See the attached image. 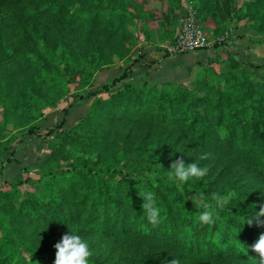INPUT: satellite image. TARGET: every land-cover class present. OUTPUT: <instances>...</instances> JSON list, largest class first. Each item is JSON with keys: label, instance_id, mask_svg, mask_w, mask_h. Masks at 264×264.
Returning <instances> with one entry per match:
<instances>
[{"label": "trees", "instance_id": "16d2710c", "mask_svg": "<svg viewBox=\"0 0 264 264\" xmlns=\"http://www.w3.org/2000/svg\"><path fill=\"white\" fill-rule=\"evenodd\" d=\"M175 1L160 20L165 33L179 23ZM196 1L199 17L247 19L264 43V0H246L240 8L235 0ZM148 18L154 16L138 0H0V177L12 160L5 155L14 156L27 138L47 143L57 136L33 195L21 190L22 180L0 190L12 202L0 210V264H54L55 248H31L23 221L70 227L87 240L97 237L95 245L109 239L152 244L167 252L165 261L258 264L250 246L264 227L246 221L264 203V82L258 80L264 64L238 59L223 40L213 44L227 51L223 68H210L214 60L208 59L189 84L152 86L146 79L157 62L147 59L148 46L139 47L134 33ZM79 27L106 37L77 53L73 32ZM51 30L58 38L52 43ZM140 30L149 36L144 26ZM118 62H124L121 74L94 90L96 74ZM22 71L33 78L17 90L12 76ZM76 75L82 90L76 102L88 105L86 115L74 118L72 104L61 120L41 126L47 120L42 109L64 101ZM22 119L30 125L4 139L7 123ZM172 148L178 153L169 156ZM181 156L207 167V175L180 186L170 181L168 169ZM138 184L156 194L155 225L143 212ZM200 193L212 204L213 193L229 197L212 224L198 219L203 209L192 199ZM90 264L110 263L93 253Z\"/></svg>", "mask_w": 264, "mask_h": 264}, {"label": "rangeland", "instance_id": "374dc122", "mask_svg": "<svg viewBox=\"0 0 264 264\" xmlns=\"http://www.w3.org/2000/svg\"><path fill=\"white\" fill-rule=\"evenodd\" d=\"M138 1L144 5L145 12L152 13L154 16L153 19L148 18V20L146 19L145 21L139 22L138 30L136 29V31H134V33L138 37V41H137L138 46L141 47V46L147 45V46H152L155 50L157 49L161 50L160 52H162L161 54H163L162 56L163 60L166 58L165 56L166 53H168L166 49L167 46L175 40L178 34V30H179L184 14L188 10L192 9L194 10L196 17L202 24L204 30L208 34L209 40L212 45L215 42L228 40V45L231 46L232 48V54L235 55L238 59L242 61L254 62L257 64H264V43L260 41L261 37L255 34V32L251 29V23L247 19L242 20L240 22H235L233 21V18L227 19L218 13H217L218 16H213L210 13H204L199 17L198 16L199 12L196 9L197 7L196 0H180L176 8L177 9L176 12L180 18L179 23L177 24L176 27H173L171 25L164 27V30H167L168 32V35L166 36L165 34H167V32L165 33L163 32V30L161 31L160 20L162 19L164 15H166L169 5H170V1L175 2V3L176 1L175 0H138ZM235 1L237 3L238 8H240L246 0H235ZM176 5L177 3L175 4V6ZM142 26H144V28L148 31L149 36L141 32L140 28ZM240 26H242L245 30L250 29L252 32H254L256 36L255 39L250 42L255 45L250 51L248 48L249 44L243 43V38L244 39L247 38L245 34H240L237 37L233 36V32L240 31L239 30ZM7 35L12 36V32H7ZM46 35L48 39L51 41V43L52 41L54 42V40L55 41L58 40V38L56 39V35L52 32V30L50 32H46ZM73 36L76 41L74 44L75 45L74 48H76V52L84 53L85 50L91 44L102 42V40L105 39L106 34L103 33V31L92 32L87 28L79 27L78 32H73ZM241 36H243V38H241ZM169 56H171V54H169ZM172 56H175V55H172ZM214 56L216 55L214 54ZM226 58H227V53L221 54L217 56L216 58L215 57L209 58L211 60H214V62L208 66L214 70H219L224 67V64L222 63V61L225 60ZM204 62H205V65H200L198 62V67H199L198 72L193 76L192 79L184 80L180 82H169V83H172V84L191 83L196 78V75L199 72L203 71L204 68L207 66L206 62L208 63V59L205 60ZM123 65H124V62H118L108 68L103 69L99 73H97L93 81L94 90L99 88L103 84L112 81L117 76H119L122 72ZM32 78H33V75L31 72H28V71H22L19 73L16 72L12 76L13 85L17 90L19 89L23 90L27 85L31 83ZM258 80L264 82V74L261 71H259ZM79 83H80L79 75L74 76L70 84V93L68 94L67 98L55 107H47V108L42 109V115L47 120L45 123H42L41 126L43 127L50 126L48 125L49 120L51 119L50 114L54 112L55 110L60 111V110L67 109L72 104H74V106H77L79 104L80 106H85V104L82 105L83 103L76 102L77 95H79L82 91L79 87ZM148 84L152 86H162L168 83H164L161 85H153L151 83H148ZM100 97L106 98L107 95H102ZM71 110L72 109H70V111ZM87 110L85 111L84 114H82L83 116L86 115ZM4 120H5L4 119V107L0 103V126L4 124ZM49 124H51V122ZM29 125L30 123L26 122L23 119L19 120L16 123L14 122L7 123L5 130H4V134H3L4 139L10 138L11 136H15L18 131L25 130ZM139 132L140 131L138 130L134 131L135 137L138 136ZM56 139H57V136L51 137L47 141V143H45L46 144L44 148L45 152H42V155L47 154V156H49L51 154L48 144L50 141H54ZM185 146L188 147L186 149L192 151L193 149L192 145L185 144ZM177 153H178V150H175L174 148H172L171 152L168 155L170 156V155L177 154ZM14 156H11L12 158L11 161H15L17 164H19L20 161H17V159H15ZM42 165H39V166L26 165L24 167L19 166L21 169L20 170L21 177L15 179L13 182L1 181L0 190L2 191L8 190L9 183H14L18 180H22L24 181V184L22 185L21 190L25 192L27 195H33L37 188V182L42 176V171H41ZM11 206H12V202L10 200L0 197V210L6 209ZM20 225H21L20 226L21 231L27 238L29 245L32 246L31 248H33L34 250H36L37 248L45 249V248L54 247V245L58 241H60V239L62 238V235L68 231V228H70V227L63 228V229L54 228L53 226L48 225V224L35 223V222H29V221H23L20 223ZM96 238L97 237L92 236L88 239V241L92 243L91 245L93 246V250H92L93 253L103 254L104 258H106L110 264H171V261L174 260V259H169V261H165L164 259L166 258L167 252H165V250L160 249L159 247L155 248L152 244H146V245H142V244L141 245H130L129 244L128 246H126L127 242L123 240H118V242H115L113 239H109L100 245L99 244L95 245L94 241L96 240ZM135 259H138L139 261L137 262L132 261ZM177 262L178 264H196L197 263L194 260L177 261Z\"/></svg>", "mask_w": 264, "mask_h": 264}, {"label": "clouds", "instance_id": "9594fccd", "mask_svg": "<svg viewBox=\"0 0 264 264\" xmlns=\"http://www.w3.org/2000/svg\"><path fill=\"white\" fill-rule=\"evenodd\" d=\"M208 155L205 154L201 159H207ZM208 171L207 167H201L196 162L186 163L183 156H181L171 163L167 177L170 181L176 182L180 186L191 178L202 179L207 175ZM137 188V194L143 200V212L150 223L157 224L160 217V208L155 192L148 190L143 184H138ZM211 199L215 202L214 204L207 202L203 193L192 199L195 207L203 209L198 219L205 224H212L218 220V210L223 209L230 202L227 195L220 193H213ZM262 218H264V203H261L259 210L247 219L246 224L264 227V219ZM250 247L251 251L259 256L258 264H264V233H261L256 242ZM54 248V264H90V259L93 256L90 242L70 228L62 235L60 241L54 245ZM171 264H178V262L173 260Z\"/></svg>", "mask_w": 264, "mask_h": 264}, {"label": "crops", "instance_id": "0c3cea01", "mask_svg": "<svg viewBox=\"0 0 264 264\" xmlns=\"http://www.w3.org/2000/svg\"><path fill=\"white\" fill-rule=\"evenodd\" d=\"M240 31L233 32V36L237 37L240 34H245L247 38H243V43L249 44V51L255 46L253 43H250L255 39V34L250 29L245 30L242 26L239 27ZM170 45V44H169ZM229 46V45H228ZM237 49V48H236ZM228 50L232 53L231 46ZM146 51L150 54L147 56L148 60H156V64L153 65L151 70V75L146 79V82L151 83L153 85H161L169 82H180L184 80L192 79L193 76L198 72V62L205 61L209 58L217 57L221 54L227 53L225 49H215L212 44L206 47L203 50H200L195 53L183 54V55H175L168 56L163 60V54L155 50L152 46H148ZM214 54L216 56H214ZM142 72V71H141ZM87 106H74L70 113L73 112L74 118L82 117L87 110ZM80 112V113H79ZM82 112V113H81ZM69 113V114H70ZM51 122H57L62 118V110H55L50 114ZM72 119L74 122L75 119ZM72 122L70 124H72ZM68 127V125H67ZM46 144L41 138L37 137H29L25 140L14 158L17 161H20L17 164L15 161H11L8 163L7 167L4 169V173L2 177H0L1 181L13 182L15 179L21 177L20 167L28 166H39L45 162L47 154L42 155ZM8 155V156H7ZM5 160L11 158L10 154H7ZM12 179V180H11Z\"/></svg>", "mask_w": 264, "mask_h": 264}, {"label": "built area", "instance_id": "2783aa9c", "mask_svg": "<svg viewBox=\"0 0 264 264\" xmlns=\"http://www.w3.org/2000/svg\"><path fill=\"white\" fill-rule=\"evenodd\" d=\"M211 44L209 36L196 17L194 10H188L181 21L176 40L167 46L171 55L195 53Z\"/></svg>", "mask_w": 264, "mask_h": 264}]
</instances>
